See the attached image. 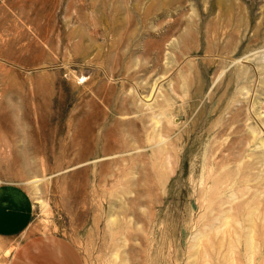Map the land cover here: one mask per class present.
Returning <instances> with one entry per match:
<instances>
[{
  "label": "rangeland",
  "instance_id": "1",
  "mask_svg": "<svg viewBox=\"0 0 264 264\" xmlns=\"http://www.w3.org/2000/svg\"><path fill=\"white\" fill-rule=\"evenodd\" d=\"M1 182L84 264L264 261V0H0Z\"/></svg>",
  "mask_w": 264,
  "mask_h": 264
},
{
  "label": "crops",
  "instance_id": "2",
  "mask_svg": "<svg viewBox=\"0 0 264 264\" xmlns=\"http://www.w3.org/2000/svg\"><path fill=\"white\" fill-rule=\"evenodd\" d=\"M33 213V201L25 187L0 183V237L24 235L10 264H84L70 239L54 233H27Z\"/></svg>",
  "mask_w": 264,
  "mask_h": 264
},
{
  "label": "bare ground",
  "instance_id": "3",
  "mask_svg": "<svg viewBox=\"0 0 264 264\" xmlns=\"http://www.w3.org/2000/svg\"><path fill=\"white\" fill-rule=\"evenodd\" d=\"M89 117V116H88ZM95 117V116H94ZM93 117V118H94ZM97 119V118H96ZM95 119V120H96ZM98 120V119H97ZM88 121V120H87ZM86 123V122H85ZM85 125V124H84ZM96 125H97V121H96ZM95 127V126H94ZM100 128V126H99ZM84 129V130H83ZM83 138L86 140V143L89 144L90 142L92 144H100L101 148L99 152H95L94 150L92 152L88 151V156H92L94 160H98V159H111L110 162L116 163L117 160H115L114 158L117 157L116 155H118V153L116 152L115 148H114V144H112V141L109 139L110 135L113 134V130L109 129L106 133H102L100 137H96V135H94V131L96 128H93L92 123L87 124L84 128H83ZM92 130H94L92 132ZM100 132V129H99ZM94 133V134H93ZM80 134V132H79ZM76 135V134H75ZM82 137V136H81ZM114 138V136H113ZM96 154L98 156H96ZM87 155V154H86ZM89 158V157H88ZM242 207V205H241ZM258 211V210H257ZM256 211V212H257ZM230 213V212H229ZM219 217V216H218ZM229 220V219H227ZM252 221V220H251ZM227 222V221H226ZM253 224V223H252ZM227 225V224H226ZM230 225V224H228ZM229 227V226H228ZM261 227V225H260ZM231 228V227H230ZM247 229V228H246ZM248 231V230H247ZM255 231V230H254ZM249 249H250V257H249V262L253 263L254 258L253 255L257 252V247H256V243H255V237L253 236V233L250 234L249 238ZM208 241V240H207ZM257 259V258H256ZM232 261V260H231ZM234 262V261H233ZM257 264H264V261H260L257 262Z\"/></svg>",
  "mask_w": 264,
  "mask_h": 264
}]
</instances>
